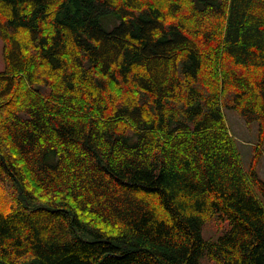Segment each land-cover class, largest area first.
Segmentation results:
<instances>
[{"label":"trees","instance_id":"1","mask_svg":"<svg viewBox=\"0 0 264 264\" xmlns=\"http://www.w3.org/2000/svg\"><path fill=\"white\" fill-rule=\"evenodd\" d=\"M0 37V264H264V0H0Z\"/></svg>","mask_w":264,"mask_h":264},{"label":"rangeland","instance_id":"2","mask_svg":"<svg viewBox=\"0 0 264 264\" xmlns=\"http://www.w3.org/2000/svg\"><path fill=\"white\" fill-rule=\"evenodd\" d=\"M5 69L4 42L0 37V72ZM225 116L230 133L237 139L242 155V162L245 167H248L251 162L253 149L258 145L259 125L257 122L247 124L245 119L232 109H225ZM259 173L264 178V156L259 165ZM227 227L226 221L219 223L217 220H211L203 226V237L208 240H215ZM202 264L217 263L213 260L202 258Z\"/></svg>","mask_w":264,"mask_h":264}]
</instances>
